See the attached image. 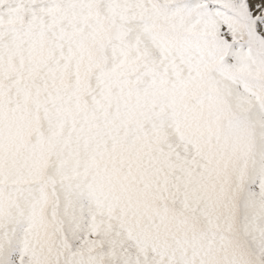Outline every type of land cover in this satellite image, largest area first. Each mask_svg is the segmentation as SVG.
<instances>
[{"label": "snow or ice", "instance_id": "snow-or-ice-1", "mask_svg": "<svg viewBox=\"0 0 264 264\" xmlns=\"http://www.w3.org/2000/svg\"><path fill=\"white\" fill-rule=\"evenodd\" d=\"M0 264H264V0H0Z\"/></svg>", "mask_w": 264, "mask_h": 264}]
</instances>
